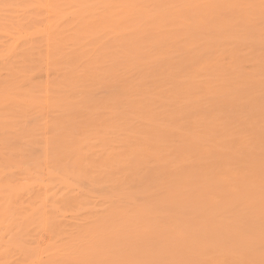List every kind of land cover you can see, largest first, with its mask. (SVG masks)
Wrapping results in <instances>:
<instances>
[{"label":"rangeland","instance_id":"rangeland-1","mask_svg":"<svg viewBox=\"0 0 264 264\" xmlns=\"http://www.w3.org/2000/svg\"><path fill=\"white\" fill-rule=\"evenodd\" d=\"M0 264H264V0H0Z\"/></svg>","mask_w":264,"mask_h":264}]
</instances>
